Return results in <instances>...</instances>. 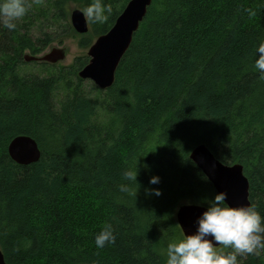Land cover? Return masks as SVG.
Segmentation results:
<instances>
[{"label":"trees","instance_id":"1","mask_svg":"<svg viewBox=\"0 0 264 264\" xmlns=\"http://www.w3.org/2000/svg\"><path fill=\"white\" fill-rule=\"evenodd\" d=\"M128 1L103 0L112 11L103 23L88 20L81 45L106 33ZM92 2L27 0L16 29L0 24L6 264H166L167 245L184 238L177 208L207 207L217 193L189 157L199 143L223 163L242 165L250 205L264 215V79L254 67L264 0H152L106 89L78 76L87 56L23 69L25 52L76 35L69 4L84 12ZM21 134L37 142L36 162L9 156ZM137 165L139 184L125 181L123 172ZM153 175L159 184H149ZM153 188L161 195L146 194ZM108 224L116 241L97 248L94 237ZM238 261L264 264V250Z\"/></svg>","mask_w":264,"mask_h":264},{"label":"clouds","instance_id":"2","mask_svg":"<svg viewBox=\"0 0 264 264\" xmlns=\"http://www.w3.org/2000/svg\"><path fill=\"white\" fill-rule=\"evenodd\" d=\"M27 0H0V24L9 30L17 27L16 21L29 11ZM112 9L106 7L103 0H93L85 9L86 18L92 23L107 21ZM254 67L259 78L264 79V43L256 49ZM145 168L148 165H144ZM139 169H126L123 177L127 182L137 184ZM160 183V177L153 175L149 184ZM120 191L127 193L129 183H122ZM148 195H161L158 188L146 189ZM227 192H217L214 198L206 199V210L197 219L196 231L183 239L167 245L166 264H239L238 256L259 255L264 250V215L254 205L228 206ZM116 236L113 226L106 225L94 237L97 248L114 244ZM230 249V251H221Z\"/></svg>","mask_w":264,"mask_h":264},{"label":"water","instance_id":"3","mask_svg":"<svg viewBox=\"0 0 264 264\" xmlns=\"http://www.w3.org/2000/svg\"><path fill=\"white\" fill-rule=\"evenodd\" d=\"M151 2L152 0H129L127 2L112 27L106 33L99 35L88 48L89 60L78 72L81 79L91 80L100 89H106L113 84L119 61L127 50L133 33L138 29ZM69 19L76 32H87L88 23L81 9H71ZM64 57V48L57 47H53L41 56L30 54L23 56L25 61L39 60L48 63H56ZM7 150L11 159L18 164H30L36 162L40 157L37 142L33 137L25 134L12 138ZM189 157L207 177L216 192H227L226 205H250L249 182L240 163H223L204 143L196 145L191 150ZM204 210H206V206L194 203L182 204L177 208L176 221L184 237L196 231L197 219ZM0 264H6L1 249Z\"/></svg>","mask_w":264,"mask_h":264},{"label":"rangeland","instance_id":"4","mask_svg":"<svg viewBox=\"0 0 264 264\" xmlns=\"http://www.w3.org/2000/svg\"><path fill=\"white\" fill-rule=\"evenodd\" d=\"M69 10L73 9V8H77L75 3H71L69 4ZM70 14V13H69ZM87 23H88V30L90 28L89 25V21L86 18ZM112 27V26H111ZM75 31V30H74ZM76 32V31H75ZM87 32L85 33H78L76 32V35H72V36H68V37H63V40L61 42H52L48 47H46L43 51H41L40 53L36 54L37 56H41L44 55L45 53L49 52L53 47H57V48H64L65 50V57L59 61H57L56 63H51V64H56V65H70L73 63V61L77 58V57H83V56H87L88 60H89V56L87 55V51L88 48L90 47V45L95 41V39L98 37L93 38L92 43L89 46L83 47L81 45V38L83 35H86ZM25 54H31L30 52H25ZM34 61H38V62H46V61H39V60H31V61H26L25 65L23 66L24 70H28V71H33V72H39L42 71L41 69L43 68L42 66H39L38 63H34ZM48 63V62H46ZM86 80V84L87 82L93 83L91 80L85 79ZM94 84V83H93Z\"/></svg>","mask_w":264,"mask_h":264}]
</instances>
